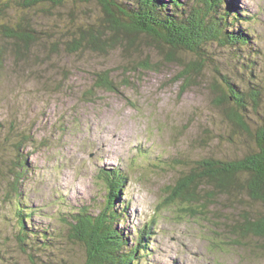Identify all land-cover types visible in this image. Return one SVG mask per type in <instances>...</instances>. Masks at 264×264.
Listing matches in <instances>:
<instances>
[{"label": "rangeland", "instance_id": "rangeland-1", "mask_svg": "<svg viewBox=\"0 0 264 264\" xmlns=\"http://www.w3.org/2000/svg\"><path fill=\"white\" fill-rule=\"evenodd\" d=\"M65 1L66 8L49 15L15 8L2 16L8 26L32 20L39 37L28 53L22 49L18 54L0 31V247L8 259L35 264L16 239L18 201L10 202L16 197L9 196L21 152L22 163L27 159L29 166L21 182L24 204L37 213L29 223L38 229L49 226L59 239L36 264L84 263L83 250L66 240L62 220L82 206L97 212L105 200L101 172L113 169L128 177L124 199L129 216L119 227L133 240L138 229L154 221L143 264H264V242L237 236L231 228L244 209L253 216L263 213L261 203L248 206L245 200L229 207L224 197L207 210L188 213L187 203L170 205L168 200L178 179L198 161L241 158L252 147L247 135L233 134L216 108L221 83L216 70L248 85V65L264 85V0H236L250 19L236 28L248 30L251 46H207L205 66L188 73V83L177 81L185 70L181 63L192 65L197 55L177 52L170 60L166 46L150 47L152 39L144 35L127 51L118 48L107 55L55 49L62 35L66 41L71 35V14L73 25L103 14L99 4ZM144 61L151 68H142ZM107 70L117 91L94 87L95 75Z\"/></svg>", "mask_w": 264, "mask_h": 264}, {"label": "trees", "instance_id": "trees-1", "mask_svg": "<svg viewBox=\"0 0 264 264\" xmlns=\"http://www.w3.org/2000/svg\"><path fill=\"white\" fill-rule=\"evenodd\" d=\"M191 1L81 0L80 5L85 7L99 4L103 14L91 21H81L82 25H73L76 21L71 14L73 22L69 28L71 35L68 41L62 35L53 46L55 49L63 46L71 54L89 50L107 55L118 48L127 51L139 35H144L147 39H152L150 41L153 46L150 47L166 46L169 51L166 57L170 60L174 59L177 52L197 55L192 65L181 63L185 70L177 81L188 83L192 80L188 73L193 72L197 66L200 69L205 66L207 56L204 51L207 46L218 44L225 48L243 50L253 43V36L247 29L236 28V25L250 20L242 13L244 11L238 7L236 0ZM67 3L65 0H0V31L17 46L18 54L23 53L22 49L28 53L31 46L39 40L32 20L26 23L25 19L16 20L15 25L8 26L2 21V16L8 10H16L15 8H20L23 13L32 9L42 10L49 15L55 8H66ZM80 5L76 8L80 9ZM128 42L132 43L127 46ZM2 55L3 50L0 49V67L3 64ZM141 65L145 69L151 68L147 61ZM246 68L250 69L248 85L237 84L232 78L216 70L221 83L217 82L220 97L215 102L233 134L237 137L247 135L252 147L241 158L210 156L198 161L189 173L178 179L172 197L168 198L170 205L187 203L188 207L184 211L192 213L196 208L207 210L225 197L229 207L238 202V205L246 202L251 206V202H257L264 206V85L257 82L251 66L246 65ZM94 79L96 89L117 91L110 70L97 73ZM21 158L20 152L9 196L14 194L16 197L15 201L10 202L18 201L14 212L17 222L16 239L29 262L36 264L38 257L55 249L54 241L59 239L57 236L52 237L53 231H49V226L38 229L29 223L37 213L24 204L21 182L26 179L29 166L27 159H24V164ZM100 178L105 183V200L97 212L91 206H82L64 217L62 223L66 228V240L83 250V264H143L150 252L154 221L138 229L136 238L130 240L125 228L119 227L129 216V204H125L124 199L128 177L124 171L113 169L102 171ZM232 223L235 235L259 238L264 242V212L253 216L244 209L239 219ZM0 264L18 263L10 261L0 247Z\"/></svg>", "mask_w": 264, "mask_h": 264}]
</instances>
